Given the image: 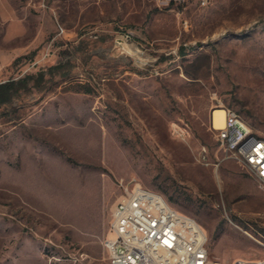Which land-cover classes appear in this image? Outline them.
<instances>
[{
  "label": "rangeland",
  "instance_id": "rangeland-1",
  "mask_svg": "<svg viewBox=\"0 0 264 264\" xmlns=\"http://www.w3.org/2000/svg\"><path fill=\"white\" fill-rule=\"evenodd\" d=\"M0 53L25 80L0 104V264H108L134 185L212 260L264 259V190L208 130L224 107L264 139V0H0Z\"/></svg>",
  "mask_w": 264,
  "mask_h": 264
},
{
  "label": "built area",
  "instance_id": "built-area-1",
  "mask_svg": "<svg viewBox=\"0 0 264 264\" xmlns=\"http://www.w3.org/2000/svg\"><path fill=\"white\" fill-rule=\"evenodd\" d=\"M158 1L179 6L187 0ZM215 108L223 110V125L213 126L211 110L208 130L218 148H224V154L234 160L242 157L247 171L264 190V143H258V136L243 119L234 118L232 109ZM235 139H242L240 156L232 154ZM103 250L108 264H221L210 258L207 237L192 218L139 185L126 189L113 206ZM231 264H264V259H234Z\"/></svg>",
  "mask_w": 264,
  "mask_h": 264
},
{
  "label": "bare ground",
  "instance_id": "bare-ground-1",
  "mask_svg": "<svg viewBox=\"0 0 264 264\" xmlns=\"http://www.w3.org/2000/svg\"><path fill=\"white\" fill-rule=\"evenodd\" d=\"M211 110H212V122H213V126L215 128H221L222 125H223V110L222 109H219V108H212ZM233 116H234L235 119H240L239 116H238V114L235 111H233ZM258 143H264V139L258 137ZM222 150L224 152V148H222ZM241 150H242V139H235V141L233 142V146H232V154H233V156H240ZM235 161L239 165H241L244 168H246V170H247V165H245L242 162V157H235ZM153 197H157V200H161V202H163L165 204H169L167 202V200L161 194H159L156 191H153Z\"/></svg>",
  "mask_w": 264,
  "mask_h": 264
},
{
  "label": "trees",
  "instance_id": "trees-1",
  "mask_svg": "<svg viewBox=\"0 0 264 264\" xmlns=\"http://www.w3.org/2000/svg\"><path fill=\"white\" fill-rule=\"evenodd\" d=\"M25 80L22 79L17 82L13 81H6L0 83V104H6L9 103L12 96H14L18 90V85H20V82H24Z\"/></svg>",
  "mask_w": 264,
  "mask_h": 264
},
{
  "label": "crops",
  "instance_id": "crops-1",
  "mask_svg": "<svg viewBox=\"0 0 264 264\" xmlns=\"http://www.w3.org/2000/svg\"><path fill=\"white\" fill-rule=\"evenodd\" d=\"M11 60L6 54L0 53V74L10 64Z\"/></svg>",
  "mask_w": 264,
  "mask_h": 264
}]
</instances>
